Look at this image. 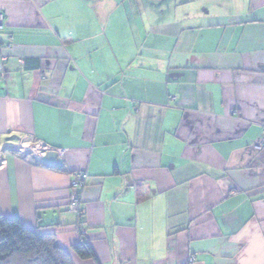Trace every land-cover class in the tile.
<instances>
[{
    "label": "crops",
    "instance_id": "1",
    "mask_svg": "<svg viewBox=\"0 0 264 264\" xmlns=\"http://www.w3.org/2000/svg\"><path fill=\"white\" fill-rule=\"evenodd\" d=\"M0 13V146L63 150L58 170L0 149L1 214L52 231L73 264H264V0ZM80 233L96 260L73 250Z\"/></svg>",
    "mask_w": 264,
    "mask_h": 264
},
{
    "label": "trees",
    "instance_id": "2",
    "mask_svg": "<svg viewBox=\"0 0 264 264\" xmlns=\"http://www.w3.org/2000/svg\"><path fill=\"white\" fill-rule=\"evenodd\" d=\"M34 162L44 165L40 161ZM55 168L63 170L62 166ZM75 213L78 229L81 230L84 228V211ZM41 227L44 226L28 228L18 216L9 217L0 213V264H73L70 253L56 242L54 233ZM80 235L81 239L73 250L83 259L96 260L85 235Z\"/></svg>",
    "mask_w": 264,
    "mask_h": 264
},
{
    "label": "built area",
    "instance_id": "3",
    "mask_svg": "<svg viewBox=\"0 0 264 264\" xmlns=\"http://www.w3.org/2000/svg\"><path fill=\"white\" fill-rule=\"evenodd\" d=\"M3 27V15L0 13V29ZM5 56L1 57L0 60V79L5 78L6 76V69L4 66ZM264 146V133L261 137L258 147ZM11 148L16 154L20 157L27 159L30 162L33 161H40L41 157L44 156L48 151L54 150L57 152L58 156L63 153L62 149H54L43 142H37L32 139L21 140L19 143H16L12 146H0L2 148ZM1 162V157H0ZM87 174L85 172H76L70 182L71 192L68 197V208L71 211L79 212L82 211L81 209V193L80 189H82L87 180Z\"/></svg>",
    "mask_w": 264,
    "mask_h": 264
},
{
    "label": "water",
    "instance_id": "4",
    "mask_svg": "<svg viewBox=\"0 0 264 264\" xmlns=\"http://www.w3.org/2000/svg\"><path fill=\"white\" fill-rule=\"evenodd\" d=\"M40 162L46 164L47 166L62 165V159L58 156L57 152L54 150H50L44 156H42Z\"/></svg>",
    "mask_w": 264,
    "mask_h": 264
},
{
    "label": "rangeland",
    "instance_id": "5",
    "mask_svg": "<svg viewBox=\"0 0 264 264\" xmlns=\"http://www.w3.org/2000/svg\"><path fill=\"white\" fill-rule=\"evenodd\" d=\"M9 149H11V148H9Z\"/></svg>",
    "mask_w": 264,
    "mask_h": 264
}]
</instances>
